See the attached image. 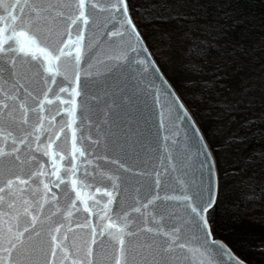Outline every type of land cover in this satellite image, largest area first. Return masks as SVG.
Wrapping results in <instances>:
<instances>
[{
	"label": "snow or ice",
	"instance_id": "6c2138e0",
	"mask_svg": "<svg viewBox=\"0 0 264 264\" xmlns=\"http://www.w3.org/2000/svg\"><path fill=\"white\" fill-rule=\"evenodd\" d=\"M239 0H0V264H244L214 237L209 217L248 172L244 200L264 173V147L237 168L223 149L264 140V110L241 122L248 136L205 127L199 109L158 67L147 33L154 21L190 22L187 54L216 44L192 34L209 9L244 25ZM212 23L199 25L210 29ZM167 35V33H164ZM218 46V45H217ZM227 60L199 93L222 88L215 120L241 105L264 108V74L226 85ZM186 67L199 75L203 66ZM264 67V63L261 64ZM194 83L185 82V87ZM250 170V171H249Z\"/></svg>",
	"mask_w": 264,
	"mask_h": 264
},
{
	"label": "trees",
	"instance_id": "16d2710c",
	"mask_svg": "<svg viewBox=\"0 0 264 264\" xmlns=\"http://www.w3.org/2000/svg\"><path fill=\"white\" fill-rule=\"evenodd\" d=\"M238 7L242 10V14L252 18L250 30L243 33V43L247 48L252 43L258 42L264 35V0H239ZM214 13L215 9H209L207 21L198 19L191 22L193 36L209 42L216 41V44L207 48L206 57L198 56L195 53L187 54L188 46L192 41L184 36V31L190 22L154 21L145 25L142 31L147 33L153 30L157 34L161 33L177 48V52L174 51V53L180 55L177 65L178 69L182 70L183 80L181 82L183 84L181 88L184 87V91L188 92L189 98L199 109V114L201 111L205 112L206 115L203 117L200 115V117L204 123L205 120L208 121V128L217 130L216 139L223 140L230 134L248 136L253 129L241 127V122L252 116H259L264 110L261 107L259 91L256 93L257 100L254 101V107L241 105V111L235 113V118L229 119L228 115H222L219 120L213 119L221 112V109L213 106V102L229 95L225 89L219 87L207 89L203 102L190 95L199 93L205 88L201 81L211 79L208 70L227 60H231L232 63L228 69V78L224 81L226 85H236L247 77H254V82L259 84L262 74H264V67H261V64L264 63V45L258 47L251 56H246L239 51L233 55H227L236 43L241 42L244 25L234 24L233 18L219 14L214 15ZM208 22L213 25L210 29L199 27V25ZM190 62L203 66L199 75L186 67ZM168 79L176 85L172 77L169 76ZM187 80H192L194 83L185 87ZM177 85L179 87V83ZM256 127H264V125ZM261 147H264V140H258L255 136L240 143H232L230 147L223 149L222 162L226 168L230 165L239 168L243 164L242 158L249 151ZM256 172L255 180L258 190L261 180L264 179V173L260 172L259 165ZM248 174V172L241 173L239 176L229 174L226 178V183L229 185L228 191L217 205L215 212L210 215L209 220L214 236L225 241L240 258L249 264H264V197L255 200L243 199V194L248 191V188L240 181Z\"/></svg>",
	"mask_w": 264,
	"mask_h": 264
},
{
	"label": "rangeland",
	"instance_id": "374dc122",
	"mask_svg": "<svg viewBox=\"0 0 264 264\" xmlns=\"http://www.w3.org/2000/svg\"><path fill=\"white\" fill-rule=\"evenodd\" d=\"M147 36L150 45L152 47V50L155 52L154 57L155 58L157 57L156 58V60L158 59L157 63L159 64V66L160 64L162 66V67L160 66L161 70L164 72L167 78H169V76L172 77L176 85L177 83H179V87L181 88V85L183 84L181 82V80H183L181 76L182 70H179L177 65L178 58L180 57V55L174 53V51L177 52V48L174 46L172 42H169V39L163 37L161 33L157 34L155 31L152 30L147 32ZM182 88L181 89L184 91L185 90L184 87ZM186 94H188V92ZM192 102L194 103V101ZM200 115L201 117H203L206 114L204 111H201ZM205 127H208V121L206 120H205Z\"/></svg>",
	"mask_w": 264,
	"mask_h": 264
},
{
	"label": "water",
	"instance_id": "95a60500",
	"mask_svg": "<svg viewBox=\"0 0 264 264\" xmlns=\"http://www.w3.org/2000/svg\"><path fill=\"white\" fill-rule=\"evenodd\" d=\"M155 58V57H154ZM158 64V63H157ZM158 67L160 68V66H159V64H158ZM160 70H161V68H160ZM161 72L164 74V72L161 70ZM165 75V74H164ZM165 78H167L166 76H165ZM168 79V78H167ZM215 237V236H214ZM216 238V237H215ZM216 239H218V240H220L222 243H224L228 248H229V250L233 253V255H235L238 259H240V260H242V261H244L242 258H240L232 249H231V247L225 242V241H223L222 239H219V238H216ZM244 264H249V263H247L246 261H244Z\"/></svg>",
	"mask_w": 264,
	"mask_h": 264
},
{
	"label": "bare ground",
	"instance_id": "6f19581e",
	"mask_svg": "<svg viewBox=\"0 0 264 264\" xmlns=\"http://www.w3.org/2000/svg\"><path fill=\"white\" fill-rule=\"evenodd\" d=\"M169 80V79H168ZM170 81V80H169ZM171 82V81H170ZM172 83V82H171ZM232 249V248H231ZM233 250V249H232Z\"/></svg>",
	"mask_w": 264,
	"mask_h": 264
}]
</instances>
